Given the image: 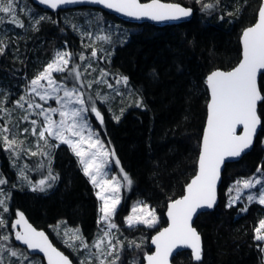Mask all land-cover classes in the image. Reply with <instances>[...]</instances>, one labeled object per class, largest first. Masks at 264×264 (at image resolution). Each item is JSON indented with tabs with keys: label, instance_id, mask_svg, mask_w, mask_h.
<instances>
[{
	"label": "trees",
	"instance_id": "obj_1",
	"mask_svg": "<svg viewBox=\"0 0 264 264\" xmlns=\"http://www.w3.org/2000/svg\"><path fill=\"white\" fill-rule=\"evenodd\" d=\"M173 1L191 6L193 14L188 20L162 26L124 21L97 7L46 10L32 4L39 17L48 19L35 29L33 24L25 29H10L1 38L4 52L0 53V81L6 80L8 91H13L19 76L31 77L34 69L42 67L51 57L53 48L66 42L73 54L81 50L78 26L87 15L94 17L100 12L118 25L110 42L113 46L108 66L128 78L133 96L128 95L125 102H120L119 120L105 112L103 125L96 124L106 146L115 153L111 157L114 169L120 176L123 169L133 181L130 186H123L114 218L122 225L123 242L135 241L140 247L125 246L122 264L130 258L142 264L143 255L151 250L150 236L166 224L167 202L183 193L195 173L208 100L206 76L213 69H229L239 61L240 34L256 20L261 2L220 0L213 9L202 12L203 4L215 5L216 0ZM259 86L263 95L258 104L262 124L255 142L239 159L225 164L217 205L199 213L194 220L202 236L201 260L194 261L191 252L185 249L173 256L175 264H264L262 241L255 239L254 232L264 213L263 206L252 202L246 205V211H241L240 202L228 207L226 199V189L234 179L253 173L257 167L264 169V72ZM137 100L142 101L140 106ZM5 150L0 142V169L7 181L2 186L9 190L8 211L0 212L9 219V225L18 212L24 213L36 227L44 228L77 264L75 255L61 244L52 229L62 221L77 228L85 242H90L97 233L98 198L75 155L64 144L55 148L51 173L58 179L51 189L39 192L26 185L14 186L16 174L9 166ZM135 199H142L155 209L157 227L141 233L140 228L124 226V216ZM33 255L38 264H44L41 256ZM9 264H18V260Z\"/></svg>",
	"mask_w": 264,
	"mask_h": 264
},
{
	"label": "snow or ice",
	"instance_id": "obj_2",
	"mask_svg": "<svg viewBox=\"0 0 264 264\" xmlns=\"http://www.w3.org/2000/svg\"><path fill=\"white\" fill-rule=\"evenodd\" d=\"M40 4L49 6L52 9H57L60 5L73 3L75 0H38ZM94 3L104 5L108 9H114L129 17H149L152 20H180L187 18L192 14L191 8L182 7L180 4H162L159 0H151L150 3H140L139 0H93ZM200 3V0H196ZM220 3L216 0V4H203L201 11L205 9H213ZM18 4L16 0H0V13L11 17L10 23L18 27H24V24L19 22L16 12ZM22 11V10H21ZM232 15V13H228ZM48 19V17L40 16L35 18L33 14V28L35 29L41 21ZM223 19V16H221ZM3 18H0V23H3ZM38 30V29H37ZM85 35L93 37V33H86ZM95 39L99 41H107L110 39L107 35H95ZM243 43V59L239 65L231 71H213L207 76L206 82L211 90V100L208 103V119L207 127L204 131L203 144L199 157V171L192 181L186 185V194L180 198L173 200L168 205V216L171 221L168 228L163 229L155 237L152 238V243L156 246V252L152 255H146L145 259L148 264H168V257L178 245H186L192 251V256L196 261L201 260L202 249L200 240L201 237L192 227L194 214L198 213L199 209L204 207L212 208L216 201V182L220 176L221 165L225 158L239 157L253 144V137L257 131V125L260 124V119L257 116L256 106L257 101L261 99L260 93L256 86V77L258 70H264V0L258 10L257 22L247 27L242 33ZM4 52L3 40H0V53ZM98 49L92 48L91 55L96 57ZM73 53L69 51H56L54 57L49 61L31 81L26 89V94L21 96L16 104L23 108L27 99H31L28 93L38 95L40 100H46L49 92H55L61 89L64 92V97L56 96L60 108H43L40 104L27 103V110L39 109L37 116H43L44 121L42 126L37 128V120H32L33 135H37L38 139L44 141L45 147L50 148L52 145L48 144L47 137H55L61 143L67 144L78 158V162L82 166V170L86 176L90 178L93 185L100 189L96 193L97 197L103 202L100 208V217L98 224L103 223L104 227L101 229L102 235L99 236L91 245L83 241L79 235V231L75 230L69 240H66L69 247H73L70 241L79 240L80 246L85 249L94 247L95 253H91L96 258V264H118L122 249L125 242L116 239L112 230H118V225L113 222V217L117 214L118 206L121 203L120 182L115 176L111 181L105 180L102 183L98 182V176L102 173V168L106 164L97 163V160H106L107 158H114L115 153L109 152L105 149L103 142L99 139L98 133L93 130L88 119V113L95 115L101 125L104 123V118L97 108L96 102L91 96L85 98L83 91V81L81 74L77 71L79 65L69 67L72 60ZM79 59L84 61L85 55L81 53ZM91 65H88L90 68ZM67 72L68 76H73L76 83L80 84L77 88L73 84L69 88L64 81H57L54 78V73ZM102 75H107L101 69ZM47 81V88L41 91V81ZM128 83L127 77L117 78L116 83ZM87 87L91 88L89 83ZM111 88L112 85L108 84ZM96 99L107 101L109 97L97 94ZM142 101L137 100V106H140ZM70 104L75 106H69ZM0 111H6L5 108L0 107ZM59 112V122L54 121L49 113ZM119 120V117H114ZM23 119H28L26 111ZM238 124H242L244 132L242 135H236L235 130ZM10 129L5 126L0 128V136L3 137V143L6 150H13L23 144V141H17L15 137L9 139L7 133ZM28 129H24L26 133ZM84 145H87L85 150ZM31 155L47 156L48 152H32ZM119 166V160H116ZM257 173L264 171L261 167H257ZM26 169L20 168L19 176L22 180H28L25 174ZM122 178L126 185L130 186L133 181L127 173L121 169ZM58 179L56 175L51 173L49 169L48 176L40 179L32 184L33 191L45 192L53 186V183ZM7 181L0 178V185L6 184ZM31 183V182H30ZM242 189H253L255 185L261 184L259 178H250L244 181H236L235 197H230V202L227 205L231 207L238 200L241 199L240 192ZM231 191V189H230ZM105 193H111L106 195ZM0 196H4L0 190ZM249 203L258 202L264 205V185L259 189L258 194L247 195ZM7 198L0 199V207L4 212L8 211L6 206ZM137 208H133V215L125 218V223L128 227H135L138 224H144L148 227L157 223L155 209L149 210L148 205H144L139 209V215H136ZM247 206L241 211H246ZM19 219L13 222L12 227L17 225L23 227V231H17L15 238L18 241L27 245L28 249L39 250L44 253L48 264H70L68 257L64 256L56 248L49 243L48 238L44 232L37 231L24 219L23 213H17ZM7 221L3 219V213L0 212V228H2ZM69 231L66 230L67 236ZM256 233L255 239L257 241H264V219H261L258 226L254 229ZM9 240L8 235H0V252H4L9 257H19L20 264H35L26 252L14 249L11 246H6L5 243ZM106 242V243H105ZM128 247H140L135 241L127 242ZM264 251V249H262ZM111 257V260L108 258ZM81 264H85L84 261ZM90 264V262H89ZM135 264V261H133Z\"/></svg>",
	"mask_w": 264,
	"mask_h": 264
},
{
	"label": "rangeland",
	"instance_id": "obj_3",
	"mask_svg": "<svg viewBox=\"0 0 264 264\" xmlns=\"http://www.w3.org/2000/svg\"><path fill=\"white\" fill-rule=\"evenodd\" d=\"M16 3L18 4L17 8V18L19 22L24 24V27L22 28H29L33 24V14H35V18L38 19L39 14L33 9L31 6L34 3L31 0H16ZM22 10V11H21ZM102 11V10H101ZM0 18H3L4 22L0 23V40L1 38L7 33L10 29L15 30L16 26L15 24L10 23L11 17L0 13ZM93 19V20H92ZM118 25L114 24L112 21H110L108 18H106L104 15H102L100 12H97L94 14V17H91L87 15L85 17V21L78 26V36L80 39H82V48L81 50L76 51L73 56L72 60L69 64V67L71 68V64L79 65L77 68V71L81 74V78L83 81V91L85 93V98L88 96H91L94 101L96 102L97 108L102 112L103 116L104 113H108V116L114 118L118 115V109L120 107V102H125L128 95L133 96L132 87L127 83L125 85L123 82L117 84L116 80L120 77H125L113 70H111L108 66L109 58L112 54V42L115 38V35L118 30ZM13 33V32H12ZM86 33H93V37H89L85 35ZM19 34H22L19 32ZM13 37L17 36L16 34H11ZM95 35H107L110 37L107 41H99L95 39ZM95 47L98 49V54L96 57H93L91 55L92 48ZM51 57H49L45 63L42 64V67L35 68L33 71V74L31 77H27L25 75H20L19 80L17 81V86L13 87V91H8L9 86L7 85V81H0V107L5 108L6 111H0V128H3L7 126L10 131L7 133L9 139L12 137H15L17 141H23V144L19 147H16L13 150H5L6 155L9 159V166L15 171L16 177H15V187H19L22 185L28 186L29 189L32 190V184L36 183L40 179H43L44 177L48 176L49 169L51 170V164H52V156L55 148L58 145L64 144L58 141L55 137H47L48 144L52 145L50 148L45 147V143L42 140L38 139V132L37 135H33V125L31 124L32 120H37V128L42 126V122L44 121L43 116H37L36 113L39 112V109H33V110H27V103H35L40 104L43 106V108H60V104L56 100V96H59L61 98L64 97V92L61 89H57L55 92H49L48 98L46 100H40L38 95H35L33 93H28V96L31 97V99L26 98V102L24 104V107H18L16 104V101L20 99L21 96H24L26 94V89L30 85V81L40 72L43 70L44 66L53 59L54 54L56 51H70V49L67 46V43H63L61 46L55 47L52 49ZM72 53V52H71ZM83 53L86 57L84 61H81L79 59V55ZM91 65L90 68H88V65ZM101 69L104 71V73H107V75H102ZM64 77H67V79L64 81V83L71 88L73 84H76L77 88H80V84L76 83L73 76H68L67 72L64 73H54V78L59 82ZM91 83L92 87L89 88L87 85ZM108 84H111L112 87L109 88ZM40 87L41 91H43L44 88H47V81H41ZM101 94L102 96H107L109 99L107 101H104L102 99H96L97 94ZM71 106H75L70 104ZM27 111L28 119L25 120L23 117L25 116ZM51 118L59 122L60 116L59 112H53L49 113ZM88 119L89 122L92 125L93 130H95L98 135L99 139L103 142L105 149H107L109 152V148L106 146L105 142L103 141L99 128L95 122V116L92 113H88ZM24 129H28V131L25 133ZM0 142L3 144V137L0 136ZM66 145L68 148L69 146ZM262 145L264 149V136L262 137ZM5 148V147H4ZM85 150H87V145H84ZM69 150L73 153V151L69 148ZM47 151L48 155H31L32 152H44ZM74 154V153H73ZM76 157V156H75ZM78 160V158L76 157ZM97 163L106 164L105 168H102V173L98 176V182H103L105 180L111 181L112 177L115 176L117 178V181L120 182V196L122 199V189L125 185L122 176H120L113 166L112 158H107L106 160H97ZM80 164V163H79ZM81 170L82 166L80 164ZM20 168H25L26 172L25 174L28 177V180H22L19 176V170ZM83 171V170H82ZM84 173V172H83ZM88 177V176H87ZM0 178L5 179L4 173L0 169ZM250 178H259L261 180V184L255 185L253 189H242V184L240 185L242 191L240 192L241 199L238 200L235 204L240 202L242 204V209L249 203L247 201V195L249 194H258L259 189L262 185H264V171L257 173V171H254L253 173L245 176V177H239L234 179L227 187L226 191V199L227 204L230 202V197H235L237 195L236 192V181H244L248 180ZM89 181L90 178L88 177ZM31 182V183H30ZM91 182V181H90ZM55 183V182H54ZM53 183V185H54ZM95 193L99 192L100 189L95 187L93 183L91 182ZM53 187V186H52ZM51 187V188H52ZM50 188V189H51ZM231 189V191H230ZM0 190L3 191L4 196H0V199L7 198V195L9 193L8 188H4V186L0 185ZM49 190V189H48ZM47 190V191H48ZM106 195H110L111 193H105ZM97 196V195H96ZM98 198V197H97ZM102 201L98 198V219L101 215L100 208L102 206ZM258 203V202H257ZM149 206V210L154 209L149 204L145 203L142 199H135L130 203L129 211L124 216V226L128 227V225L125 223V218L129 215H133V208L136 207L137 213L136 215L141 214L139 209H142L144 205ZM263 209H264V205ZM3 210L2 207H0V210ZM157 217V223L154 224L151 227H148L144 224H138L135 227H128V228H140L141 233H143V230H147L148 228H155L158 226V215L155 212ZM15 217V216H14ZM115 217V216H114ZM113 217V222L118 225V230H112L115 234L116 239H119L123 241L124 235H122V225L118 224ZM3 219L7 221V223L0 228V235H8L9 240L5 243L6 246H11L14 249L21 250L23 252H26L28 256L31 258L32 261L35 262V264H38V262L33 259V254H30L24 247L20 246L16 243L14 240V234L17 230L16 228L12 227V224H8L9 219L5 218L3 216ZM261 219H264V213L261 215L259 221ZM14 218L12 219L13 223ZM258 221V223H259ZM257 223V226H258ZM104 227V224H98V229L95 237L90 241L86 242L87 244L91 245L93 241H95L99 236H101L103 233L101 229ZM53 232L55 237L61 242L62 245L66 246L74 255L77 261V264H81L82 261L85 262V264H96V258L91 255V253H95L96 249L94 247L90 249H85L80 246L79 240L70 241L73 244V247H69L68 243H66V240H69L72 232L77 230V228L69 226L65 224L62 221L57 222L53 227ZM66 230H72L69 231L68 235L66 236ZM80 235V234H79ZM81 236V235H80ZM151 237V236H150ZM83 239V238H82ZM150 239V238H149ZM84 241V240H83ZM85 242V241H84ZM106 243V242H105ZM125 246H127V243H125ZM124 246V247H125ZM262 246L264 249V241H262ZM123 253V250H122ZM122 253L120 256V259L122 257ZM124 256V253H123ZM130 258V256H129ZM111 260V257L108 258ZM18 260V264H20V258L19 257H9L4 252H0V264H9L11 261ZM134 259H131L126 262V264H133ZM118 264H122L121 260L118 261ZM137 264V262H135Z\"/></svg>",
	"mask_w": 264,
	"mask_h": 264
},
{
	"label": "water",
	"instance_id": "obj_4",
	"mask_svg": "<svg viewBox=\"0 0 264 264\" xmlns=\"http://www.w3.org/2000/svg\"><path fill=\"white\" fill-rule=\"evenodd\" d=\"M35 5L43 8V9H46V10H59V9H70V8H75V7H79V6H89V7H97V8H100L101 10H104L110 14H113L115 16H117L118 18L124 20V21H129V22H134V23H142V22H148V23H152V24H155V25H158V26H162V25H165V24H174V23H179L181 21H184V20H188L192 14H193V11H192V14L187 17V18H183V19H180V20H164V21H156V20H152L151 18L149 17H140V18H136V17H129L121 12H118V11H115L114 9H108L107 7H105L104 5H101V4H97V3H94L93 0H75V2L73 3H67V4H63V5H60L57 9H52L50 8L49 6H46L44 4H40L38 2V0H31ZM140 3L144 4V3H150L151 0H139ZM160 3L162 4H180L182 7H186V8H191L193 10V8L191 6H187V5H184L178 1H173V0H159ZM262 2V0H261ZM261 2H260V5H261ZM259 5V7H260ZM259 7H258V10H259ZM258 10H257V15H256V20L251 24V25H248L246 26L245 28L242 29V32L240 34V37H239V40H240V48H241V52H240V59L239 61L231 68L229 69H221V68H216V69H213L211 70L208 74L210 75L213 71H216V70H219V71H224V72H227V71H231L233 68L237 67L240 63V61L243 59V43H242V33L243 31L247 28V27H250L252 25H254L256 22H257V19H258ZM264 72V70H258L257 72V77H256V86H257V90L258 92L260 93V97L261 99L257 101V106H256V111H257V116L258 118L260 119V124L257 125V131L256 133L254 134V137H253V144L255 142V138L261 128V124H262V118L261 116L259 115L258 113V104L259 102L262 100L263 98V95H262V92H261V89H260V86H259V78H260V75ZM206 76V78H207ZM206 87H207V90H208V100H207V104H206V117H205V121H204V125H203V129H202V134H201V138H200V145H199V152H198V157H197V163H196V170H195V173L192 175V177H190V179L188 180V182L185 184L184 186V190H183V193L177 197H175L174 199H171L167 202L166 204V208H165V211H164V215H165V219H166V224L162 227H160L159 229H157L150 237L149 239V245L151 247V250L146 252L144 255H143V258H142V264H148V261L145 259L146 255H152L153 253L156 252V246L152 243V238L155 237L158 233H160L163 229L165 228H168L171 221L169 219V216H168V205L171 201L173 200H176V199H180L182 198L185 194H186V185L189 184L192 179L197 175L198 171H199V157H200V152H201V148H202V144H203V137H204V131H205V128L207 127V119H208V103L210 102L211 100V90L210 88L208 87L207 85V82H206ZM101 112V111H100ZM102 114V112H101ZM95 116V115H94ZM103 116V114H102ZM104 118V117H103ZM95 122L98 124V125H101L100 122L97 120V118L95 117ZM244 132V127L242 124H238L236 126V130H235V134L236 135H242ZM253 144L247 149L244 151L243 154H245L246 152H248ZM241 155V156H242ZM241 156L239 157H234V158H225V161L224 163L221 165V169H220V176H219V179L217 180L216 182V201L214 203V206L212 208H207V207H204L202 209H199L198 210V213L197 214H194V217H193V221L191 222L192 223V227L196 229V231L198 232V234L200 235L201 237V240H200V244H201V249H202V236L200 234V232L197 230V228L195 227L194 225V220L195 218L198 216L199 213L203 212V211H207V210H211L213 209L217 203H218V200H219V194H218V190H219V185H220V182H221V177H222V171L224 169V166L227 162H230V161H234V160H237L239 159ZM22 213V212H21ZM23 216H24V219L27 221L28 224H30L34 229H36L37 231H42L44 232L45 236L48 238V241L49 243L52 244V246L54 248H56L59 252H61L64 256L68 257L69 261H70V264H75L74 261L71 259V257L65 253L60 247H58L52 240V238L50 237V235L48 234V232L44 229V228H40V227H36L29 219L28 217L23 213ZM17 219H19L18 215L16 214L15 217H14V221H16ZM17 231H23V227L21 225H17ZM15 232V234H16ZM15 234H14V240L16 241L17 244H19L20 246L24 247L30 254H36V255H39L42 257L43 261H44V264H48L47 262V259L46 257L44 256V253L43 252H40L39 250H32V249H28L27 248V245L23 244V242L21 241H18L16 240L15 238ZM189 250L191 252V255H192V251L191 249L186 246V245H178L175 249H173L172 253L169 255L168 257V264H175L173 261H172V258L173 256L180 250ZM202 257V256H201ZM192 259L194 261H196L193 256H192Z\"/></svg>",
	"mask_w": 264,
	"mask_h": 264
},
{
	"label": "bare ground",
	"instance_id": "obj_5",
	"mask_svg": "<svg viewBox=\"0 0 264 264\" xmlns=\"http://www.w3.org/2000/svg\"><path fill=\"white\" fill-rule=\"evenodd\" d=\"M104 117V116H103Z\"/></svg>",
	"mask_w": 264,
	"mask_h": 264
}]
</instances>
